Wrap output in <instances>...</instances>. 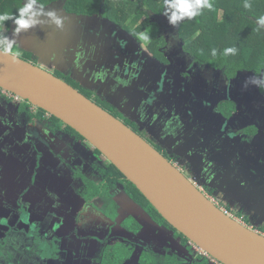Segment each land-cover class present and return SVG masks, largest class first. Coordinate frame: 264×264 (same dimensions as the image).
<instances>
[{
    "label": "flooded vegetation",
    "instance_id": "1",
    "mask_svg": "<svg viewBox=\"0 0 264 264\" xmlns=\"http://www.w3.org/2000/svg\"><path fill=\"white\" fill-rule=\"evenodd\" d=\"M64 1H56L57 15ZM143 11L134 30L97 13L72 24L69 57L86 76L81 85L31 56L34 65L73 80L72 87L198 190L228 207L251 210L257 203L264 209V29L259 41L256 32L248 40L256 44L251 50L223 57L218 45L206 51L188 40L185 19L173 27L162 11ZM247 19L256 25L257 18ZM150 27L155 34L142 43L138 34ZM74 132L0 88V264H221L154 216L126 178ZM249 192L252 202L242 201ZM126 197L151 221L137 215ZM255 216L262 221L264 211Z\"/></svg>",
    "mask_w": 264,
    "mask_h": 264
},
{
    "label": "water",
    "instance_id": "2",
    "mask_svg": "<svg viewBox=\"0 0 264 264\" xmlns=\"http://www.w3.org/2000/svg\"><path fill=\"white\" fill-rule=\"evenodd\" d=\"M57 3L45 6L44 11L52 10ZM58 11L64 20L69 17L75 24L95 19L67 14L62 9ZM47 18L37 17L42 22L41 27L45 24L51 27ZM36 28L39 29V25L19 35L23 38L27 34L23 39L30 38L33 44ZM65 30L64 26L56 31L61 36L65 35ZM26 49L34 55H38L35 52L39 49L42 51L33 46ZM51 50L47 46V57ZM17 59L19 62L13 63L10 57L0 55L1 89L49 113L75 131L139 191L167 224L219 263L264 264V234L225 214L140 136L74 87L40 66ZM126 200L137 215L146 222L151 221L141 208ZM51 213L56 216L54 211Z\"/></svg>",
    "mask_w": 264,
    "mask_h": 264
},
{
    "label": "trees",
    "instance_id": "3",
    "mask_svg": "<svg viewBox=\"0 0 264 264\" xmlns=\"http://www.w3.org/2000/svg\"><path fill=\"white\" fill-rule=\"evenodd\" d=\"M38 1L41 5H49L56 3L58 0ZM211 3L213 4L211 9L201 10L200 14L195 18H185L184 24H187L189 28L188 40L200 42V49L204 46L206 51L211 46L218 45L220 53L223 51L221 55L223 57L226 56L224 54L225 47L230 44L231 47L237 50L236 52L241 49L245 50L246 47L251 50V47L256 46V44L250 43L248 40L256 39L252 37L256 32L258 34L257 41H259L260 35L262 36L263 33L255 31L257 26L249 22L247 15L251 14L254 18L264 15V0H211ZM245 3H249L251 7L245 8ZM64 4L66 13L82 14L88 17H93L97 13L96 15L101 16L103 19V16L108 17L124 28H126L125 24L129 19L133 24L140 22L141 17L147 14L143 10L150 11L152 14H159L163 11V0H65ZM21 6V0H0V13L8 12L15 15ZM13 8L16 9V12L13 11ZM10 22H5V26L8 27ZM146 23L145 19L140 25L144 26ZM111 167L119 176L123 177L114 166L111 165ZM128 186L134 190L141 200L146 202L153 215L158 216L157 212L130 182H128Z\"/></svg>",
    "mask_w": 264,
    "mask_h": 264
},
{
    "label": "rangeland",
    "instance_id": "4",
    "mask_svg": "<svg viewBox=\"0 0 264 264\" xmlns=\"http://www.w3.org/2000/svg\"><path fill=\"white\" fill-rule=\"evenodd\" d=\"M47 5H45V6H47ZM60 9L64 10L62 8V6L59 8V10ZM58 14H60L59 11H58ZM67 14H70V13H67ZM75 15L76 16H83V17L86 16V15H82V14H75ZM72 24L76 25L77 23L75 24L74 21L71 22V20H70L69 17H65L64 26L66 27V30L65 31H66V33H67L68 36L65 38L64 36L61 35L63 39H61V36L59 34H57V31H56L57 29H56V27H54L55 25L53 26V24H52L51 27L50 26H47L46 27L45 25H47V24H45V25H43L41 27V24H40L39 25V29H38V33L35 34V35H37L38 38L37 39H34L33 44L31 43V41H30L31 39L30 38H28V40L23 39V38H25V36L27 34H25V36L23 38H21L22 35L21 36L20 35H15L14 36V33H13V28L15 27L14 25H10L9 27L10 28L12 27V29L9 28L5 34L8 35V36H10V37L11 36H14V38L16 39V41H17V48H16V50L19 52V56H18L19 58L35 64V61L33 60L32 57H34V58L36 57V58H38V61H39L38 62V65L44 66L47 69L53 67V68H56V69L60 70L61 72H64V73L66 72L67 74L69 72L70 74H72V78H74V80L79 85H81L86 80V76H82V74H81V72H79V68L77 66H75V67L72 68V66H74L77 62L75 61L76 59H71V57H73V56H70L69 57L70 44H71V41H70L71 36L70 35L76 36V28ZM125 27L126 28H129L130 30H134L135 29L134 28V24L130 21V19L126 22ZM155 31H156V28L155 27H153V28L150 27V28L147 29L146 33L149 36H151V35L155 34ZM77 35H78V33H77ZM72 40H74V39H72ZM63 41H64V46L62 44H60ZM141 42L142 43H146L144 41H141ZM58 43L60 44L59 45L60 47H59V54L57 55V52L56 51H58V47H57V44ZM26 46L27 47L28 46H30V47L33 46V48L40 47L42 49V51L39 49L38 51L35 52L38 55H34L28 49H26ZM47 46L50 47V49H52L48 53V57L46 56V48H47ZM78 50H79L78 48L77 49H73V53H75V52L77 53ZM43 51L45 53H43ZM51 54L53 56H56L57 55L56 58L55 59L50 58V56H52ZM71 69H72V71H71ZM58 76L60 78H62V80L66 81L68 84H70L71 86H74L75 87V83L73 82V80H71V79H69L67 77H63V75H59L58 74ZM94 96H95V93L91 94L89 97L93 99ZM250 194H251V192H249V193H243V195H242L243 197H242L241 200L242 201H246V202H252V199L250 197ZM211 198L214 199L218 203V206L219 207L224 208L228 212L230 211L232 213V215L237 220H239L240 222L244 223L246 221V220L244 221V218L246 217L248 219V222H245V223H247L249 225L248 226L246 224L248 227L253 228L256 231L259 230V231H261L260 233L264 234V224H263L264 217H263V220L260 221V222H258V221L255 222L253 220V217L255 215H257V213H259L260 210H263L264 211V209H262L263 206L261 204L260 205H257V203L256 204H253L254 206H256V208H253L254 210L251 209L252 211L250 209H247V208H242L241 206H240L241 208L239 206H235L234 208L232 206H230L232 208H231V210H229L228 208H230V207L225 206L224 204H221L216 196H211ZM253 205H252V207H253ZM30 219H31V217L28 219V222H29V224L31 226V224H33V221L30 220ZM18 221L20 223L21 222H24L23 215H21L18 218ZM30 226H28V227L31 228L32 226L31 227Z\"/></svg>",
    "mask_w": 264,
    "mask_h": 264
},
{
    "label": "clouds",
    "instance_id": "5",
    "mask_svg": "<svg viewBox=\"0 0 264 264\" xmlns=\"http://www.w3.org/2000/svg\"><path fill=\"white\" fill-rule=\"evenodd\" d=\"M162 7L163 12L161 14L166 17L171 26L175 27L185 18H195L203 9H211L213 4L211 0H163ZM244 7L249 8L251 5L245 3ZM39 16H47L57 29H63L64 27V18L57 15L54 9L45 12L44 6L38 3V0H24L15 15L8 12L0 13V55L8 56L13 63H18L19 52L16 50L17 41L14 36L40 25L42 22L37 19ZM7 21H12L15 25L13 28L14 36L10 37L5 34L7 32L5 22ZM256 25L255 31L259 32L264 29V15L256 19ZM138 38L146 43L151 39L146 32H140ZM236 51L235 48L229 47L224 50V54L234 55ZM212 54L213 56L216 55L215 50ZM251 79H254V77L249 78V80Z\"/></svg>",
    "mask_w": 264,
    "mask_h": 264
},
{
    "label": "built area",
    "instance_id": "6",
    "mask_svg": "<svg viewBox=\"0 0 264 264\" xmlns=\"http://www.w3.org/2000/svg\"><path fill=\"white\" fill-rule=\"evenodd\" d=\"M202 191V190H201ZM202 194L206 197V198H208L212 203H214L215 205H217L218 206V203L214 200V199H212L211 198V196H209L208 194H206V193H204L203 191H202ZM219 207V206H218ZM221 208V207H220ZM223 211H224V213L225 214H227L228 216H230L231 218H233V219H236L233 215H232V213L230 214L227 210H225L224 208H221ZM238 217V216H237ZM239 218V217H238ZM237 220V219H236ZM237 221H239V220H237ZM240 222V221H239ZM240 223H242V222H240ZM245 223V222H244ZM243 223V224H244ZM245 225H246V223H245ZM248 225V224H247ZM249 226V225H248ZM253 229V228H252ZM253 230H255V229H253ZM256 231V230H255ZM258 232H260V231H258Z\"/></svg>",
    "mask_w": 264,
    "mask_h": 264
},
{
    "label": "crops",
    "instance_id": "7",
    "mask_svg": "<svg viewBox=\"0 0 264 264\" xmlns=\"http://www.w3.org/2000/svg\"><path fill=\"white\" fill-rule=\"evenodd\" d=\"M16 12V11H15ZM16 216H18V214H16ZM13 217V216H12ZM20 216H18L17 218H16V220H17V222L19 223V221H18V218H19ZM13 218H15V217H13ZM14 224V223H13Z\"/></svg>",
    "mask_w": 264,
    "mask_h": 264
}]
</instances>
